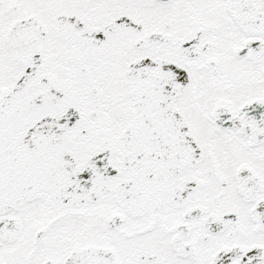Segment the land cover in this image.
I'll list each match as a JSON object with an SVG mask.
<instances>
[{"label":"snow or ice","instance_id":"snow-or-ice-1","mask_svg":"<svg viewBox=\"0 0 264 264\" xmlns=\"http://www.w3.org/2000/svg\"><path fill=\"white\" fill-rule=\"evenodd\" d=\"M0 264H264V0H0Z\"/></svg>","mask_w":264,"mask_h":264}]
</instances>
